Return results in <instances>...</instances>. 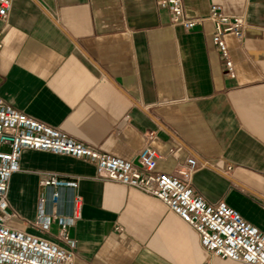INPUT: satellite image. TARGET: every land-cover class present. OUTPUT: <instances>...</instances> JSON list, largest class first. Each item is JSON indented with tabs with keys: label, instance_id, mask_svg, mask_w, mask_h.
Returning a JSON list of instances; mask_svg holds the SVG:
<instances>
[{
	"label": "crops",
	"instance_id": "1",
	"mask_svg": "<svg viewBox=\"0 0 264 264\" xmlns=\"http://www.w3.org/2000/svg\"><path fill=\"white\" fill-rule=\"evenodd\" d=\"M192 30L157 0H13L0 20V98L111 156L150 144L157 170L202 165L192 192L223 202L264 235V0H183ZM212 5L241 17L224 35L235 77L212 41ZM175 154H173V153ZM9 183L7 225L74 251L73 264H242L212 256L159 200L96 177L94 162L26 149ZM49 175L78 180L68 242L34 226Z\"/></svg>",
	"mask_w": 264,
	"mask_h": 264
},
{
	"label": "built area",
	"instance_id": "2",
	"mask_svg": "<svg viewBox=\"0 0 264 264\" xmlns=\"http://www.w3.org/2000/svg\"><path fill=\"white\" fill-rule=\"evenodd\" d=\"M171 10V22L192 30L202 20L186 17L183 0H157ZM13 0H0V20H6ZM214 25L213 43L220 49L226 69L235 77L234 65L224 40L225 34L241 39L245 22L241 17L221 13L212 5L208 18ZM1 47V45H0ZM26 149L68 155L91 161L96 165V177L116 183L162 202L173 214L193 228L205 249L218 258L242 264H264V235L250 225L235 209L223 202L207 203L192 192L194 175L202 165L194 157L187 159L176 174L157 170L160 155L146 144L132 160L111 156L66 132L19 112L0 98V264H73L74 251L52 242L40 241L25 232L10 228L7 222L18 219L10 211L9 183L20 172V160ZM173 153V152H172ZM175 154V153H173ZM78 180H66L49 175L42 181L37 221L34 226L49 233L50 222L62 221L56 238L68 242L69 224L64 220L77 218L82 198L76 193Z\"/></svg>",
	"mask_w": 264,
	"mask_h": 264
}]
</instances>
